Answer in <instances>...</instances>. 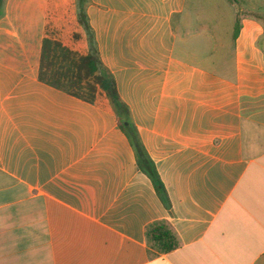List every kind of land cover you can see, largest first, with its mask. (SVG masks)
I'll use <instances>...</instances> for the list:
<instances>
[{
	"label": "crops",
	"instance_id": "obj_1",
	"mask_svg": "<svg viewBox=\"0 0 264 264\" xmlns=\"http://www.w3.org/2000/svg\"><path fill=\"white\" fill-rule=\"evenodd\" d=\"M58 6L0 8V264H264V0H77L167 201L105 90L43 64Z\"/></svg>",
	"mask_w": 264,
	"mask_h": 264
},
{
	"label": "rangeland",
	"instance_id": "obj_2",
	"mask_svg": "<svg viewBox=\"0 0 264 264\" xmlns=\"http://www.w3.org/2000/svg\"><path fill=\"white\" fill-rule=\"evenodd\" d=\"M55 3L59 6L49 12L42 62L45 65H63L65 78L73 81L70 85L75 86L71 90L89 96L92 89L97 88L99 83L96 75L84 67L83 57L79 56L75 44L78 21L79 18L83 19L86 16V9L78 8L77 0H57V2L54 0ZM70 39L72 43H69Z\"/></svg>",
	"mask_w": 264,
	"mask_h": 264
},
{
	"label": "trees",
	"instance_id": "obj_3",
	"mask_svg": "<svg viewBox=\"0 0 264 264\" xmlns=\"http://www.w3.org/2000/svg\"><path fill=\"white\" fill-rule=\"evenodd\" d=\"M2 2L3 0H0V8ZM82 62L84 63V67H86L87 70H89L90 72L96 75V79L99 83V86L105 90L106 94L111 99L113 105L116 108V111L118 112L122 120L121 123L122 129L126 131L128 135L134 138V145L136 147L137 156H138V164L141 170L144 171L152 179L158 194L165 201H167L165 187L160 179L159 173L156 169L154 162L150 159L147 152L143 148L134 128L131 125L126 124L129 116V109L121 101L118 92L116 90L115 82L107 73L101 71L98 57L93 55L88 57H83ZM59 75L60 73H58V76ZM94 91H96V89H92V91L89 93V96H92ZM85 98L87 100H91L90 98L87 97ZM147 237L152 248L156 249L159 253L162 254L170 253L179 247V242L176 236L169 228V226L164 222H159L151 225L147 230Z\"/></svg>",
	"mask_w": 264,
	"mask_h": 264
}]
</instances>
